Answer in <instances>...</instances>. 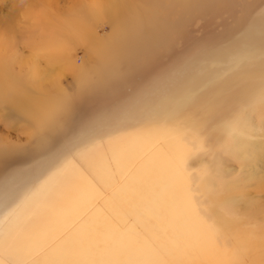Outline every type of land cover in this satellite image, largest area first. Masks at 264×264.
Segmentation results:
<instances>
[{
    "label": "rangeland",
    "instance_id": "374dc122",
    "mask_svg": "<svg viewBox=\"0 0 264 264\" xmlns=\"http://www.w3.org/2000/svg\"><path fill=\"white\" fill-rule=\"evenodd\" d=\"M113 2L124 8L118 12L120 23L111 25L106 16ZM179 2L0 0V79L10 80L4 87L0 81V99H16L9 90L12 85L27 92L19 109L26 108L49 124L32 134L31 129L26 131L0 116V161L8 160L0 169V236L22 196L36 190L47 180L49 170L63 161L77 165L99 194L111 195L112 189L99 182L104 171L98 175L93 171L91 155L98 149L108 162L106 171L112 169L108 144L149 130L169 136L177 132L189 149L186 188L202 222L210 225L219 218L258 237L264 235V90L258 88L264 86V2L252 13L241 14L240 7L251 0H234L239 6L233 13L220 11L211 22L201 15L182 13ZM125 31L144 39L159 35L154 46L167 70L147 81L133 76L129 87L116 89L107 102L112 78L102 73L98 57L86 56L87 48L74 47V35L87 34L88 41L97 44ZM165 47L180 57L176 63H169ZM33 53L41 67L56 58L55 64L62 68L52 71L56 75L38 97L23 82L29 79L27 59ZM121 66L131 68L125 63ZM84 80L89 84L85 88L104 92L97 97L103 105L91 117L71 120L67 104ZM44 135L52 141L40 151ZM200 176L205 178L209 197L201 196L197 187ZM122 180L123 176L116 184ZM209 205L216 206L214 212L208 210ZM101 212L107 221L116 223L111 213ZM236 236L217 237L219 249L239 255ZM245 257L252 264L254 257L264 258V250Z\"/></svg>",
    "mask_w": 264,
    "mask_h": 264
},
{
    "label": "bare ground",
    "instance_id": "6f19581e",
    "mask_svg": "<svg viewBox=\"0 0 264 264\" xmlns=\"http://www.w3.org/2000/svg\"><path fill=\"white\" fill-rule=\"evenodd\" d=\"M263 2L251 0L250 4L240 7L241 14L252 13ZM179 6L182 13L201 15L211 22L220 11L233 13L239 5L234 0H180ZM123 8L122 4H110L106 17L111 25L120 23L118 12ZM97 10L95 12L101 14L104 11ZM125 33L114 34L105 43L97 44L89 42L87 34L74 35V47L87 48L86 56L98 57L103 64L102 73H109L112 78L107 102L113 98L110 94L114 95L116 89L129 87L133 76L147 81L155 73L167 70L166 66H161L154 46L159 35L151 34L147 39L142 36V40L141 35ZM202 43L206 44L205 41ZM165 49L169 63H176L180 57L168 47ZM27 60L31 70L29 79H23L24 86L30 89L32 96L38 97L56 75L57 72L53 74L52 71L62 68L55 64L56 58L44 67L40 66L36 54ZM122 63L131 68L121 66ZM133 69L135 72L131 73ZM5 80L0 79L1 87L10 82ZM79 85L80 92L67 104L69 119L91 117V112L103 105V100L99 101L97 97L104 92L85 88L89 86L85 80ZM9 87L16 99L7 102L1 97L3 110H0V116L4 121L16 122L26 131L31 129L32 134L49 127L34 112L19 109V103L28 97L27 92L15 90L13 85ZM258 88L264 90V86ZM29 100L34 101V98ZM177 136V132L169 136L149 130L143 135L114 141L108 144L113 168L109 167L107 171V160L98 149L95 150L90 158L95 164L93 171L97 175L104 171L99 182L112 189L107 197L94 189L77 165L63 161L59 167L49 170L46 181L36 190L24 194L17 206L14 204L13 215L0 236V264H249L245 256L264 250V235L258 237L239 229L237 223H225L219 218L210 225L200 220L194 213L192 198L186 188L189 180L185 165L189 149ZM51 141V137L45 138L39 146L40 151L48 148ZM7 161H0V169ZM107 175V179L103 177ZM122 176V182L117 185ZM197 187L201 196L209 197L203 176L198 178ZM215 207L209 205L208 210L214 212ZM101 209L114 220L116 218V223L107 221ZM233 224L238 226V231ZM231 234L237 235L234 238L237 256L219 249L216 243L217 237L226 238ZM258 262L264 264V258L254 257L252 264Z\"/></svg>",
    "mask_w": 264,
    "mask_h": 264
}]
</instances>
